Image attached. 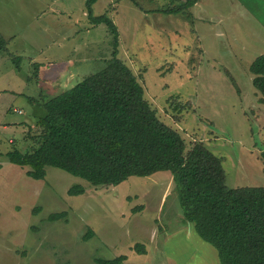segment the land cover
I'll return each instance as SVG.
<instances>
[{
  "label": "rangeland",
  "instance_id": "rangeland-1",
  "mask_svg": "<svg viewBox=\"0 0 264 264\" xmlns=\"http://www.w3.org/2000/svg\"><path fill=\"white\" fill-rule=\"evenodd\" d=\"M188 2L97 0L92 15L114 23L117 58L186 148L201 143L220 158L227 188L264 187V97L253 86L251 51L229 34L231 47L216 42L222 61L206 56L194 30L222 33L225 43L224 31L216 21L192 24ZM223 14L234 24L233 12ZM0 36L7 40L0 43V264H98L119 256L127 257L122 264H203L200 255L220 264L212 245L182 231L186 223L169 172L94 187L54 167L33 180L27 167L8 161L13 149L26 153L38 145L35 122L46 114L43 102L112 58V36L104 24H91L86 0H0ZM75 186L83 192L70 195Z\"/></svg>",
  "mask_w": 264,
  "mask_h": 264
},
{
  "label": "trees",
  "instance_id": "trees-1",
  "mask_svg": "<svg viewBox=\"0 0 264 264\" xmlns=\"http://www.w3.org/2000/svg\"><path fill=\"white\" fill-rule=\"evenodd\" d=\"M96 1L86 0L89 20L107 27L112 58L99 72L43 102L46 114L35 122L41 130L38 145L26 153L13 149L6 154L8 161L27 167L33 180H43L45 168L54 167L94 187L169 172L183 219L217 250L220 264H264V187L227 188L220 158L201 143L187 149L179 133L159 120L138 78L117 58L116 26L105 15H92ZM0 43H6L1 36ZM250 72L264 97V56L252 62ZM261 159L264 163V151ZM82 192L79 186L68 191ZM63 215L53 214L50 220ZM134 250L145 252L141 245ZM125 259L96 261L122 264Z\"/></svg>",
  "mask_w": 264,
  "mask_h": 264
},
{
  "label": "crops",
  "instance_id": "crops-1",
  "mask_svg": "<svg viewBox=\"0 0 264 264\" xmlns=\"http://www.w3.org/2000/svg\"><path fill=\"white\" fill-rule=\"evenodd\" d=\"M210 1H212L210 2L212 6H209L206 1L204 2L202 0H195L192 6L186 7L191 10L189 12L193 15L192 24L216 21L219 29H222L224 31L226 42L224 43L219 39V35H222V33H215L214 36H211L210 32L207 34V32H205L204 30L197 28L194 30L197 35H194L196 37V40L200 44L199 49H204L202 51H205L206 56L209 54L213 55V53H215L218 61H222L223 56L220 54L221 47L217 48L216 42L221 44L222 46L226 44L227 46L231 47V45L229 44V39H227V35L230 34L232 41L237 42L242 50L251 51L248 59L246 60L250 63V65L257 57L264 56V0ZM228 8H230L229 11ZM227 12H233L232 22L234 24H230V20L229 17H227V14H223ZM231 25L238 28L237 33L231 32ZM247 38H249L253 43H248ZM251 44L258 45V48H251ZM209 58L212 59L213 56ZM223 62L226 63L227 61L223 60ZM68 66L69 67L66 73H69V77L72 78L74 76V71L72 70V73H70V65ZM187 230H190V233L188 234L189 236L191 235L192 230L196 234L194 226L191 223H186V225L183 227L182 231L185 235L187 234ZM165 240H167V238H165ZM200 259H202L203 264H210L206 261V258H204L203 255H200ZM214 264H218L217 259L214 260Z\"/></svg>",
  "mask_w": 264,
  "mask_h": 264
},
{
  "label": "water",
  "instance_id": "water-1",
  "mask_svg": "<svg viewBox=\"0 0 264 264\" xmlns=\"http://www.w3.org/2000/svg\"><path fill=\"white\" fill-rule=\"evenodd\" d=\"M106 186H110V185H105V187H106Z\"/></svg>",
  "mask_w": 264,
  "mask_h": 264
},
{
  "label": "built area",
  "instance_id": "built-area-1",
  "mask_svg": "<svg viewBox=\"0 0 264 264\" xmlns=\"http://www.w3.org/2000/svg\"><path fill=\"white\" fill-rule=\"evenodd\" d=\"M20 113V112H19Z\"/></svg>",
  "mask_w": 264,
  "mask_h": 264
}]
</instances>
